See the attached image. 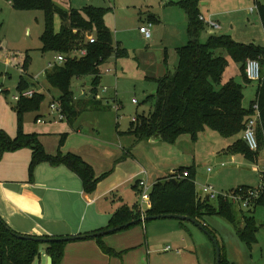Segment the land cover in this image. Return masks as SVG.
Returning <instances> with one entry per match:
<instances>
[{"label": "trees", "instance_id": "1", "mask_svg": "<svg viewBox=\"0 0 264 264\" xmlns=\"http://www.w3.org/2000/svg\"><path fill=\"white\" fill-rule=\"evenodd\" d=\"M9 1L18 10L45 12V31L41 37L42 50L53 51L67 57L64 63L57 64L47 71V81L51 87L61 93L59 100L64 113L73 124L83 112V109L78 108V98L72 90L73 79L91 76L92 92L97 95L102 79V66L113 54L119 58L128 55L129 51L121 48L120 45L114 46L113 33L105 21L106 8L88 6L64 10L54 0ZM202 1L205 0L178 2L187 16L189 43L177 49L178 65L175 71L169 70L164 77L154 79L158 86L156 93L151 96L154 101L153 106L147 115L137 118V122L132 123L129 132L139 140L160 138L164 142L173 144L182 135L189 134L195 140L200 133L212 130L224 138L238 137L227 148V153L240 154L248 160L258 162L264 150V46L237 42L227 34L211 35L204 41L202 36L206 25L201 19ZM258 12L264 27V4L258 3ZM56 15L62 18L60 31H56L54 26ZM89 32L92 34L96 32V42H90ZM83 48L88 51L86 55L72 56L73 52ZM225 54L240 64L242 77L247 84L252 82L246 73L248 59H258L261 62L262 79L258 82L257 97L249 108L243 104L244 84L234 79L222 84L229 65ZM29 64L30 56L27 55L22 64L24 73ZM24 73L18 85L20 91L31 87ZM217 86L221 88L218 89ZM44 99L45 94L38 92L33 97H22L18 101L16 108L18 133L16 137H11L4 130H0V160L7 152L30 148L33 152L29 168L31 179L35 169L42 163L54 166L65 165L81 178L85 191L93 193L107 174L98 177L94 168L75 153H63L61 150L56 155L48 153L37 133L29 134L24 131L25 115L39 111ZM256 105L258 109L255 108ZM257 112L260 113L258 122L260 149L253 151L243 135L248 120ZM65 141L63 139L62 145ZM188 170V177L181 176L186 171L185 167H181L177 174H171L154 184L150 193L151 207L147 211V216L160 214L190 216L200 221L216 236L215 230L210 229L204 221L206 216L218 215L231 222L237 228L239 238L250 247L257 242L259 226L255 217L243 214L242 221L238 205L229 198L221 197L217 200V205L211 200L202 198L196 184V168L190 167ZM239 188L253 187L240 186L231 191ZM260 205L264 206V194L257 199L249 212L252 213ZM141 218L140 209L124 206L113 215L107 228L119 227L129 222H134L132 224L134 225L141 222ZM16 233L18 232L0 215V264H34L42 257L43 244L47 245V253L53 257L54 264H62L67 242L44 243L33 239H20ZM96 239L106 252L116 253L114 249L105 245L102 236ZM221 251V264H230L224 256L222 247Z\"/></svg>", "mask_w": 264, "mask_h": 264}, {"label": "rangeland", "instance_id": "2", "mask_svg": "<svg viewBox=\"0 0 264 264\" xmlns=\"http://www.w3.org/2000/svg\"><path fill=\"white\" fill-rule=\"evenodd\" d=\"M71 1L75 9L84 6L106 8L105 21L113 33L114 46L117 47L118 42L121 41L122 46L129 49V54L119 58L113 54L102 66V79L97 91L98 97L95 99L82 98L84 90H87L89 95L91 94L92 77H75L72 81V90L78 98V108L83 109V112L73 124L67 117L60 120L58 119L59 113L52 112L51 104L60 99L61 93L48 83L47 71L61 63L58 61V53L43 52L42 50L41 37L45 31V12L43 10H18L8 0H0V89L2 90L0 92V130H4L11 137L17 135L16 108L18 102L14 100V96L21 92L18 85L24 73L22 64L26 56L29 55L30 64L24 73L25 77L30 81V88L39 93H44L45 99L39 111L25 115L24 131L41 134L40 139L50 154L57 152L63 146V139H67L65 142L69 145V150L70 148L76 150L80 148L81 150L86 144L94 145V148H98V150H94L92 156L100 161L96 168L98 172L100 170L105 172L114 166V159L124 153H122V149L117 147V144L123 145L116 141L118 134L127 132L134 117L139 118L147 115L153 106L154 101L151 96L156 91L157 84L155 81L147 79L144 69L139 66L138 62L143 56L138 59L135 55L147 50L158 65L167 64L169 60L177 62L176 52L172 50L175 47L172 46H185L190 40L187 24L184 22L185 10L178 3L181 0ZM259 1L264 4V0ZM208 2L210 1H202V3ZM56 3L65 9H69L68 4H60L57 1ZM253 4H256L255 0ZM206 8L209 6H204V9ZM257 11L258 9H256L255 15L258 16ZM152 14L160 18V22L151 27L152 38L147 40L140 33V27ZM158 24H161L159 29ZM252 24L253 21L250 20V26ZM259 24L262 27V32L258 29L243 28L240 35L233 24H230L227 35H230L237 42L245 41L246 44L264 46V43H261L264 40V28L260 20ZM205 25L203 35L212 29L206 23ZM54 26L56 31H60L62 18L59 15L55 16ZM238 28L240 29L241 26ZM93 34L96 36V32ZM235 34L236 36H234ZM73 53L72 56L79 57L78 52ZM177 65L178 63H175L170 71L174 72ZM236 81L245 85L243 104L249 108L255 99L258 82L252 81L247 84L241 76ZM217 88L219 89L221 86H217ZM134 100L139 103L134 104ZM96 101H98L97 104ZM118 105L120 109H118ZM37 116L45 120L43 124L36 121ZM80 126L83 128L82 135L91 134L98 137L99 146L94 140L87 142L76 134ZM95 127L100 130L99 134L93 132ZM75 134L78 138L74 137ZM237 138H223L212 130L200 133L195 140L192 139L191 135L185 134L176 143L167 144L169 146H166L167 148L161 154L158 153L157 144L154 145L149 140H143L139 146L138 156L143 161L144 168L149 175H170L168 171L170 167H165L166 163L170 161L176 162L177 168L195 166L198 183L214 185L218 193L227 194L240 186L255 187L258 185L261 179L260 169L264 167V150H262L258 162L248 160L239 154L231 155L223 152V149H227L228 145L230 146ZM112 140L117 143L115 144ZM82 152L86 154L85 151L82 150ZM85 156L91 157L88 154ZM130 168L131 166L129 170ZM208 168H212L213 172H208ZM149 185L152 187L151 184ZM211 201L215 203L217 200ZM237 208L242 221L243 214L251 215L255 217L259 226L256 235L257 242L253 243L251 247L239 238L237 228L228 220L218 215H212L207 216L206 224L210 229L216 231L218 236L216 240H220L224 256L230 264H264V206H258L252 213L247 207L242 206V210L239 206ZM158 223L166 225L184 224L195 227L197 229L196 239L203 246L211 245L210 247L214 249L213 259L215 260L217 251L214 239L199 226H195L190 221L170 218L159 219ZM44 248H46L45 244L41 246V258L43 264H47ZM115 252L122 255L126 250H115ZM34 264H40V259H37Z\"/></svg>", "mask_w": 264, "mask_h": 264}, {"label": "crops", "instance_id": "3", "mask_svg": "<svg viewBox=\"0 0 264 264\" xmlns=\"http://www.w3.org/2000/svg\"><path fill=\"white\" fill-rule=\"evenodd\" d=\"M54 1L60 4H68L69 9H65L56 3L64 10L74 8L71 0ZM209 1L201 5V17L212 28L210 32L207 31V34L202 36L204 41L211 36L209 33H212V35L227 34L230 24H233L235 30H238L239 35L243 32V28L249 30L258 29V31L262 32V27L259 24V20L262 22L259 12L257 11V16L255 15L256 10L251 11V8L261 3L259 0H255L256 4H253L254 0ZM9 3L12 5L11 1ZM204 6H209V8L204 9ZM250 20L253 21L251 26ZM210 21L216 22L219 27L210 26ZM149 22L153 23L151 26L153 27L160 22V18L154 14L149 15L143 25ZM184 22L188 27L186 13ZM238 26H241V28L239 29ZM159 28H161V24H158ZM140 33L142 34L141 30ZM119 42L118 45L124 48L121 41ZM241 43L246 44L245 41ZM261 43H264V40ZM182 46H172L175 47L172 50L176 52L177 58V49ZM127 50L129 51V49ZM225 55L229 61V65L224 73L222 84L229 82L231 79L236 80L240 76L242 77L240 64L236 63L231 56ZM135 56L138 59L143 56L138 62L139 66L144 69L145 77L153 81L156 78L164 77L170 68L175 63H178L177 59V62L169 60L167 64L162 63L158 65L147 50L137 53ZM116 72L118 73L117 66ZM90 93V95L88 94L89 98L95 99L90 97L93 95L92 89ZM155 93L156 91L153 92V94ZM97 97L98 95H96ZM256 97L257 92L255 99ZM133 103L138 104L139 102L135 103L133 101ZM39 119L41 118L37 116L36 121L39 122ZM39 123L43 124V122ZM96 128L93 132L99 134L100 130ZM82 129L80 126L76 134L87 142L94 140L99 146L100 141L98 137H94L91 134L82 135ZM129 131L130 129L124 133L120 132V135L118 134L116 141L123 145L119 146L117 144V147L122 149V153H124L118 156V158L114 156V166L105 172H103L104 170L98 172L96 168V165L100 161L95 156H92L93 151L98 150V148H94V145L86 144L83 145L81 150L80 148L78 150L70 148L69 150V145L65 142L66 144L60 147L59 150L63 153L72 152L81 156L94 168L95 174L98 177L107 174L99 182L96 191L93 193H87L81 178L65 165L54 166L49 163H42L35 169L34 176L31 179L29 168L33 152L30 148L5 153L0 160V215L2 218L20 234L66 237L87 235L108 229L107 227L113 215L124 206H128L129 208L136 207V209L141 210L142 217L147 216L151 202H144L142 200L144 191L149 188V192L151 193L154 184L158 180L169 177L173 171L179 170L181 167L177 168L175 166L176 162L170 161L165 166L166 168L170 167L168 170L170 175H149L144 168L143 161L138 156L139 146L143 140H139ZM76 134L74 137L78 138ZM182 136L177 141L181 140ZM149 142L154 145L157 144L159 154L163 153V150L167 148L166 146L171 145L160 138H152ZM42 144L44 145L43 142ZM59 150L53 153V155H56ZM226 151V148L223 149L224 153ZM87 154L91 155V157L85 156ZM223 165H225L224 162ZM189 168L185 167L186 171ZM208 172H213V170L209 171L208 168ZM195 177L199 195L207 199L206 194H201L204 185L197 182V171ZM261 182L262 175L258 185ZM216 202L212 203L217 205ZM239 207L242 209L241 206ZM206 218L207 216L205 217V224L207 223ZM158 220L141 221L132 226L130 225L131 227L127 229L103 235V242L106 246L108 245L116 251L126 250L122 255L116 254L117 252L114 254L106 252L96 237L69 241L65 247L62 264H217V252L214 260V249L209 244L203 246L198 242L195 237L197 232L195 227L184 224L166 225L158 223ZM195 226L197 225L195 224ZM215 237L218 239L217 235ZM218 242L220 244V240ZM168 246H171L172 250L167 251L166 248ZM221 247L223 248V246ZM44 250L48 263L47 245ZM40 264H43L42 258H40Z\"/></svg>", "mask_w": 264, "mask_h": 264}, {"label": "built area", "instance_id": "4", "mask_svg": "<svg viewBox=\"0 0 264 264\" xmlns=\"http://www.w3.org/2000/svg\"><path fill=\"white\" fill-rule=\"evenodd\" d=\"M256 9H258V6L251 8V11L253 12ZM201 19L204 20L203 17H201ZM209 24L212 27H219V25L214 21H210ZM152 25H153V23L149 22V23L142 25L140 27L142 34L144 35V37L147 40L152 38V32H151V26ZM88 39L92 43L96 42V37L92 33H89ZM87 52H88L87 49L83 48V49H80L78 51V53H79L78 55H79V57H81V56L86 55ZM66 60H67V57L65 55H62V54L58 55V61L60 63H64ZM246 73H247L248 78L251 81L260 82L262 79V74H263L261 62L258 59H248L247 65H246ZM1 91L2 90L0 89V92ZM36 93H38V92L35 89H31V88L25 89V90L19 92V94L15 95L14 100L18 102L22 97H33ZM134 102L137 103L136 100H134ZM119 108H120V106L118 105V109ZM255 108L258 109L257 105L255 106ZM51 110H52V112H58L59 113L58 119L63 120L66 118V115L64 113V109H63V106H62V103L60 102V100L53 101V103L51 104ZM259 116H260V113L257 112L256 115H254L253 117H251L248 120L247 127H246V129L244 131V135H243L244 139L246 140V142L250 146L251 150H253V151H258L260 149V143H259V139H258ZM133 121L137 122V118H134ZM39 122H44V120L39 119ZM209 171H212V169L209 168ZM260 172L262 175V182L257 187L248 188V189L239 188L238 190L230 191L227 194H220L217 192L214 185L207 184V185H204L202 187V194H204V195L206 194V196L209 197L210 200H218L221 197H224L225 199L229 198L232 201H234L237 205H239L241 207L242 206L247 207L250 209L254 206L257 199L264 194V179H263L264 178V167L262 169H260ZM177 173H178V170L173 171L172 174H177ZM181 176L182 177H188L189 176V170L184 171V173L181 174ZM142 196H143L144 202H147V201L149 203L151 202L150 201L149 188H147L144 191ZM166 250L167 251L172 250L171 246H168L166 248Z\"/></svg>", "mask_w": 264, "mask_h": 264}, {"label": "water", "instance_id": "5", "mask_svg": "<svg viewBox=\"0 0 264 264\" xmlns=\"http://www.w3.org/2000/svg\"><path fill=\"white\" fill-rule=\"evenodd\" d=\"M89 97L87 90H84V93L82 95V98H87ZM92 98H96V95H92L90 96ZM175 182H178L176 179H174ZM202 194V191H201ZM207 199L209 200V197H207ZM164 218H174V219H179V220H184V221H191L194 224H196L197 226H199L201 229H203L208 235H210L212 237V239H214V242L216 244V251H217V264H221L222 261V251H221V247L219 242L216 240V237L208 230L205 228V226L198 221L197 219H194L190 216H186V215H181V214H160V215H153V216H145L142 217L140 220L141 221H148V220H154V219H164ZM134 222H129L126 223L122 226L119 227H114V228H110V229H105L103 231H99L96 233H91V234H87V235H74V236H66V237H46V236H36V235H25V234H20V233H16V235L18 236V238L20 239H33L36 241H40V242H44V243H49L52 241H56V242H69V241H73V240H80V239H86L88 237H98V236H103L106 235L110 232H115L118 230H121L125 227H128L130 225H132ZM47 264H54V260L52 256H48V263Z\"/></svg>", "mask_w": 264, "mask_h": 264}]
</instances>
